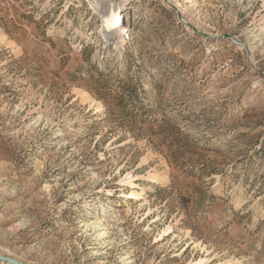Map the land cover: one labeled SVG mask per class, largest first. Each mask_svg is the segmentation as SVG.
Instances as JSON below:
<instances>
[{"label": "rangeland", "instance_id": "rangeland-1", "mask_svg": "<svg viewBox=\"0 0 264 264\" xmlns=\"http://www.w3.org/2000/svg\"><path fill=\"white\" fill-rule=\"evenodd\" d=\"M111 1L0 0V255L264 264V0Z\"/></svg>", "mask_w": 264, "mask_h": 264}, {"label": "bare ground", "instance_id": "bare-ground-1", "mask_svg": "<svg viewBox=\"0 0 264 264\" xmlns=\"http://www.w3.org/2000/svg\"><path fill=\"white\" fill-rule=\"evenodd\" d=\"M136 1H140V0H117V1H111L110 3H108V5L112 7L113 11L107 14V16L105 17L103 21V32L106 37L111 38V40L114 39L116 41L117 40L121 41L119 40V39H122L120 35L121 33L120 30H122L123 32V24L127 19L123 17V14L116 15V9L119 7L121 8L122 6L128 5L130 2H136ZM121 19L123 21L120 24V28L117 29V27L119 26V22H120L117 20H121ZM127 33H129V31H127ZM127 183L129 184L128 181ZM133 196H136V195L133 194ZM195 264H202V262L195 263Z\"/></svg>", "mask_w": 264, "mask_h": 264}, {"label": "water", "instance_id": "water-1", "mask_svg": "<svg viewBox=\"0 0 264 264\" xmlns=\"http://www.w3.org/2000/svg\"><path fill=\"white\" fill-rule=\"evenodd\" d=\"M0 262L9 263V264H21L18 261L12 259V258L4 257V256H1V255H0Z\"/></svg>", "mask_w": 264, "mask_h": 264}]
</instances>
